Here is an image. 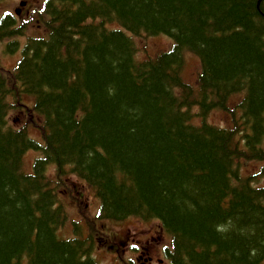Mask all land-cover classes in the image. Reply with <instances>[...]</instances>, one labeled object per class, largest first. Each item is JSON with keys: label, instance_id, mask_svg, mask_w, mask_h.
<instances>
[{"label": "trees", "instance_id": "16d2710c", "mask_svg": "<svg viewBox=\"0 0 264 264\" xmlns=\"http://www.w3.org/2000/svg\"><path fill=\"white\" fill-rule=\"evenodd\" d=\"M40 14L46 37L0 68V264H100L90 233L59 235L68 168L100 202L95 224L157 221L170 264H262L263 173L241 170L264 161V0H45ZM10 23L0 41L27 28ZM139 37L172 44L152 56ZM22 94L41 141L9 119ZM217 111L227 127L208 122Z\"/></svg>", "mask_w": 264, "mask_h": 264}, {"label": "rangeland", "instance_id": "374dc122", "mask_svg": "<svg viewBox=\"0 0 264 264\" xmlns=\"http://www.w3.org/2000/svg\"><path fill=\"white\" fill-rule=\"evenodd\" d=\"M21 1L22 0H0V25L3 22L1 16L8 17L10 16L9 13L19 17L17 12H20V15L23 14L26 16V18H28V24H26L28 27L23 29L22 36L19 38H4L3 41H0V68L2 69L3 73H5V71L10 72L16 68L17 63L21 58L20 54L25 46L26 41L32 38L46 37V31L43 26L44 17L42 18L40 14V11L44 7L45 0H28V3L25 4V6H21ZM10 26H15L13 19L12 23H10ZM13 41L17 43L16 52L10 55L11 52H8L7 46ZM135 42L140 49H142L143 46H148L149 53L152 56H155L164 50H168L172 44L168 38L164 37H139L136 38ZM10 51L13 50L10 49ZM139 55L142 59L146 58V55L142 53ZM186 58L187 60L183 77L185 81L188 80L190 83L195 84L197 77L196 75L200 68L199 60L192 54L187 55ZM6 79L8 83L11 82L10 77L7 76ZM241 96L242 95L237 94L232 96V108L236 107L241 101ZM29 101L30 98L25 94H22V105H18L14 111L10 113L9 119L11 118V122H14L16 126L24 125L30 128L31 136L38 137L42 130L41 126H38L34 122L32 119L33 117H27L25 115L28 112L26 105H28L27 103ZM228 115H230L228 112H213L209 116L208 122L220 127H227ZM239 115L240 113L238 111V117ZM195 123L198 124L199 120L195 121ZM38 157H40V155L35 152H30L26 156L25 171H31L30 167L33 163V160ZM68 170L70 172L67 174L66 178L63 179V182H65L67 188H72L75 191L68 195L76 196L78 198L77 202L80 203L82 207H79L76 202L72 201L76 212L74 209H71L72 213L69 214V221L65 228L60 231V236H71V224L75 220L80 222L79 224H76V226H78L81 231L86 232L80 233L82 238H86L87 232H90L93 239L96 237L95 242H100L102 244L103 248H98V251L94 255V257L97 258L101 264H122L125 263V261L130 262V259L139 258V256L142 254L145 258H153L152 264H160L159 261L161 260L166 261L165 263L163 262L161 264H170L168 260L162 256L161 251L164 247H169L171 240L167 234L162 233L160 229L157 228L158 223L154 221L139 223L137 219H129L120 223H111L109 221L106 222L103 227L101 224H95V216L100 207L99 201L96 200L93 189L86 186L83 181L71 174V168H68ZM241 172L244 176H254L263 173L257 178L258 182L256 186L264 187V161H244ZM47 173L51 179H54L55 172L53 166L48 167ZM108 234H110L112 237V241L107 239L106 235ZM121 243L125 244L121 245ZM131 246L132 249L130 248ZM109 247L116 249V252L112 251V249L109 250ZM135 250L138 251L134 252ZM121 258H123L124 261H121Z\"/></svg>", "mask_w": 264, "mask_h": 264}, {"label": "flooded vegetation", "instance_id": "af4514ba", "mask_svg": "<svg viewBox=\"0 0 264 264\" xmlns=\"http://www.w3.org/2000/svg\"><path fill=\"white\" fill-rule=\"evenodd\" d=\"M22 17H23V14H22L21 16H19L18 18L21 19ZM18 23H19V22L17 21L15 24H18Z\"/></svg>", "mask_w": 264, "mask_h": 264}]
</instances>
